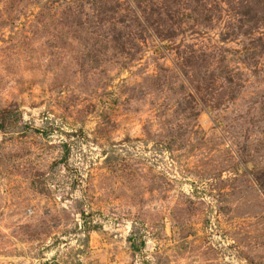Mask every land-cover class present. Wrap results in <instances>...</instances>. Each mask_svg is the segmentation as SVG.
I'll return each mask as SVG.
<instances>
[{
	"label": "rangeland",
	"instance_id": "374dc122",
	"mask_svg": "<svg viewBox=\"0 0 264 264\" xmlns=\"http://www.w3.org/2000/svg\"><path fill=\"white\" fill-rule=\"evenodd\" d=\"M0 264H264V0H0Z\"/></svg>",
	"mask_w": 264,
	"mask_h": 264
}]
</instances>
